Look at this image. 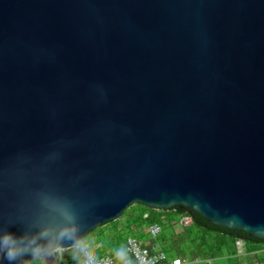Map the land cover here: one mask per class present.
I'll return each instance as SVG.
<instances>
[{"label":"water","instance_id":"water-1","mask_svg":"<svg viewBox=\"0 0 264 264\" xmlns=\"http://www.w3.org/2000/svg\"><path fill=\"white\" fill-rule=\"evenodd\" d=\"M134 203L264 241V0H0V264Z\"/></svg>","mask_w":264,"mask_h":264},{"label":"trees","instance_id":"trees-1","mask_svg":"<svg viewBox=\"0 0 264 264\" xmlns=\"http://www.w3.org/2000/svg\"><path fill=\"white\" fill-rule=\"evenodd\" d=\"M191 215L189 225L181 227L176 224L183 212ZM144 213H147L144 216ZM124 219L109 221L89 231L83 240L90 235L92 248L99 243L95 251L101 254L106 249H115L122 245L129 235L147 241V225L156 223L161 230L156 241L168 256H179L186 259L183 264H240L243 254L253 255L256 264H264V241L250 236L243 230H228L221 225L206 221L200 214L174 207L168 210L149 208L141 203L127 207L123 211ZM237 240L241 241L238 251ZM60 264H82L78 247L69 248L60 253ZM210 260V262H208ZM29 264H44L33 258Z\"/></svg>","mask_w":264,"mask_h":264},{"label":"built area","instance_id":"built-area-1","mask_svg":"<svg viewBox=\"0 0 264 264\" xmlns=\"http://www.w3.org/2000/svg\"><path fill=\"white\" fill-rule=\"evenodd\" d=\"M146 215L147 213H144V216ZM190 222L191 215L188 211L180 214L176 220V224L181 227L189 225ZM160 230L158 224H149L145 228L148 235L147 241L129 235L118 248L106 249L101 254L95 251L98 246L92 248L87 241H81L76 247L80 251L82 264H183L186 262V259L179 256H168L161 249L156 241ZM236 243L240 249V240Z\"/></svg>","mask_w":264,"mask_h":264},{"label":"clouds","instance_id":"clouds-1","mask_svg":"<svg viewBox=\"0 0 264 264\" xmlns=\"http://www.w3.org/2000/svg\"><path fill=\"white\" fill-rule=\"evenodd\" d=\"M27 247L20 243L15 233L6 231L0 235V252L7 256L9 261L15 260L22 252L26 251ZM43 250V246L40 244H34L31 246V251L37 260L40 259V252ZM50 251H59L58 246L49 245ZM27 264V262H25Z\"/></svg>","mask_w":264,"mask_h":264},{"label":"rangeland","instance_id":"rangeland-1","mask_svg":"<svg viewBox=\"0 0 264 264\" xmlns=\"http://www.w3.org/2000/svg\"><path fill=\"white\" fill-rule=\"evenodd\" d=\"M136 205V203H134ZM134 204H131L129 206H132ZM128 206V207H129ZM119 219H124L125 218V215H123V212L120 214V216L118 217ZM82 241H87L88 243L91 242L93 243L92 240H90V235L87 236L85 238V240H82ZM241 243V241H240ZM99 243H95V246H98ZM242 247H240V249H238V251L240 250L241 251ZM61 251L59 250L58 251V254L60 255ZM29 264V263H28ZM240 264H256L255 263V260H254V256L253 255H248V254H243L242 257H240Z\"/></svg>","mask_w":264,"mask_h":264}]
</instances>
